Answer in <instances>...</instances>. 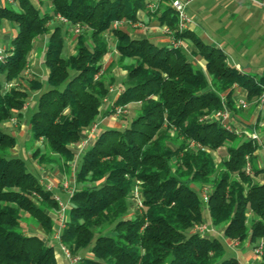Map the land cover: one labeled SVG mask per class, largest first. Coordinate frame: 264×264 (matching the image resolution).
I'll list each match as a JSON object with an SVG mask.
<instances>
[{
  "label": "trees",
  "instance_id": "16d2710c",
  "mask_svg": "<svg viewBox=\"0 0 264 264\" xmlns=\"http://www.w3.org/2000/svg\"><path fill=\"white\" fill-rule=\"evenodd\" d=\"M14 1L16 7L0 8V20L15 29L11 49L0 63L5 81L0 83V264H56L50 238L58 203L23 160L9 155L15 140L1 129L2 123L22 117L30 93L43 88L36 78L28 81V89L20 84L6 87L23 77L34 44L44 37L45 90L29 119L32 142L45 145V155L39 148L32 153L39 165L56 162L70 174L85 131L100 116H111L115 106L138 105L137 115L124 128L97 130L75 169L60 243L72 257L83 253L76 264H240L236 257L225 256L222 241L214 235L191 233L195 225L206 223L204 209L211 228H220L224 240L253 247L261 242L257 264H264L259 144L210 119L223 105L235 110L237 89L254 103L264 93V75L255 78L230 66L220 49L204 45L189 31L174 36L193 43L205 73L181 49L133 39L125 29L112 28L115 21L137 22L143 12L174 30L177 18L167 0H159L152 12L145 0ZM73 27L79 28L76 35ZM72 33L74 53L63 57ZM108 39L116 59L104 68ZM114 67L125 76L104 114ZM191 142L200 149L190 148ZM222 148L217 163L213 153ZM135 186L142 200L139 209L130 199ZM206 186L204 203L200 192ZM22 215L46 238L26 234Z\"/></svg>",
  "mask_w": 264,
  "mask_h": 264
},
{
  "label": "rangeland",
  "instance_id": "374dc122",
  "mask_svg": "<svg viewBox=\"0 0 264 264\" xmlns=\"http://www.w3.org/2000/svg\"><path fill=\"white\" fill-rule=\"evenodd\" d=\"M224 2L218 1V0H195L189 6V12H191L192 8H194L195 6H198V5H201V6L208 8L209 12L207 14V18L213 17V18H215V22L212 23L213 26H211L209 29H207V32H209V34L213 38H215L217 40V42H219L221 44V46H222L221 48H222L223 52L225 53V55L227 56V58L231 62L238 61L241 64H243L244 66H248L249 69H248V71H246V73H248L251 76H254L255 78H259L262 75H264V22L262 21V16H261L262 12H260L259 10H254L255 11L254 17L251 20H248L249 17L247 15V12L249 10H251V5L249 4V2L247 0H236L235 1V3L238 6L237 7L238 11H236V12L234 11V9L231 11L227 10L223 5ZM187 13H188V11H187ZM188 14H190V13H188ZM203 18L204 17L200 18L199 21H202ZM41 39L43 40V42L46 40L45 37L41 38ZM74 39H75V37L73 36V33H72V35H68L67 40H66V44H65V47H64V50L62 53L63 57H67L70 54L74 53V46H75ZM109 53H111L110 50L107 53L106 57L109 56ZM112 53H114V52H112ZM42 56L43 55L40 56L41 58L39 59V63H40L39 65H42V69H44L43 70L44 73H41L42 69L38 70L39 65L37 64V70L33 71L34 77L29 75V76H25L26 77L25 78L23 75L25 86L24 85H20V86L26 87V89H28L27 88L28 87V85H27L28 81H30L33 78L38 79L43 84V88L41 91H35L33 93H30L31 96H30L29 102H27L26 104H29L30 102L36 103L37 97L40 94V92L45 90L44 86H45L47 74L45 73V67L43 65ZM115 59H116L115 55L113 54V57L111 58V61H110L111 64L115 61ZM36 75L37 76L39 75V77H37ZM123 79H124V76L121 74L115 76L114 81H113V86L110 87V89H111L110 94L113 92V87H115L117 89L120 87ZM0 83L5 84L3 76H0ZM18 85H16V86H18ZM11 87H15V85H13ZM6 88L9 89V85ZM258 98H257V100H258ZM240 99H242L246 102L247 108L242 109L238 106L239 97H238V99L235 98V110H233V112H231L224 105L222 108V109H226L228 111L229 119H230V123H231L232 127L237 128V129L242 128L244 133L240 134L239 136L237 135V136L238 137H240V136L247 137L246 134L250 135L252 133H255L258 136V139H263V136H264V109L259 110L257 100L254 101V103H252V102L247 101L243 97H241ZM110 102L111 103L114 102V101L112 102V98L108 104L103 105V112H104V110H107L110 108ZM132 105H135V104H132ZM34 106L32 108H29L27 111L22 112V117L19 118V122H18V118L14 117V119H16V123H17L16 126L12 127L13 129H15L14 131H18L20 129L19 126H23V125H26L27 129L29 128V119H30V116L32 115V113L35 109ZM129 106H130V108H129ZM121 107H124L127 110V113L122 116L123 118H126V120H124L122 117L117 118L116 116H114V114H112L109 117L108 121L112 120V119H116L117 123L112 125V126H107L106 129L124 128V126H127L128 123L131 122V120L134 119L138 113V106L137 107H133V106L131 107V105H128V106H121ZM214 115H215V113L212 116H210V119L214 120ZM253 116H254V118H253ZM233 117L236 118L237 120H239V122H233L234 121ZM258 117H260V120L257 121ZM232 118H233V120H232ZM240 121L245 123V125L241 124ZM236 124H237V126H235ZM239 126H241V128ZM1 129L4 132L12 135L14 137V140H15V148L12 151H10L9 155L13 156V157L20 158L21 160H23V162L25 163L26 170L29 173H31L33 176H35L37 179H39L41 177L43 171L45 172L47 177H51L58 172L59 174H61L62 178L64 179L61 183H63L64 181H68L69 177L74 175L75 170L73 171V173L70 172V174H69V172L65 168L64 169L59 168V166L56 162H55V164L39 165L37 160L32 158V153L35 150H37L38 148L40 149L39 154L45 155V152H44L45 145H44L43 141H41V140L37 143L32 142V140L30 138V134H29V129L27 131L22 132V133L18 132L17 134H12L11 133L12 131L10 129H6L4 127V123L1 124ZM101 129H102V126H100V130ZM92 141H93V139L90 138L89 142H87L86 146H84L83 149L78 148V146L76 147V149H77L76 158L77 157L78 158L77 159L75 158L74 162L77 161V163L74 165V162H73L72 166L74 165L76 168H78L82 155L84 154V152H86V149L91 145ZM195 145L198 146V144H195ZM189 146L190 147L192 146V142L189 143ZM193 147H195L194 148L195 150L200 149L199 146L196 147L193 145ZM80 151H81V153H80ZM224 152L225 151L222 148V149L218 150L217 152L213 153V156H214L217 163L220 159V156L224 155ZM260 153L262 154V152L260 151L258 153V156L259 155L260 156H259L258 161H257V168L263 169V173H262L261 178L264 179V158L262 159ZM61 183L59 184V188L61 190H63L62 187H60ZM206 188L208 189L210 187H208V186L204 187V189H206ZM52 192H53L54 196L58 194L59 199L60 198L62 199V193L61 192H56V191H52ZM66 194L63 195V197L65 196V199H68V197H70V196L68 195V193H66ZM66 205L69 206V200H68V203H66ZM67 209H68V207H67ZM204 217H205L206 224L209 227H211L210 226V219H209L208 212L206 209H204ZM21 222H22L23 229H27L28 227H30V225L32 223L31 219L27 215H22ZM211 229H212V232H208L205 234L206 235H214V238H218L222 241V244H223V247H224V250L226 253L225 254L226 257L234 256V257L238 258V253H240L239 250H241V249H247V250H251L253 252L254 247L251 246L249 243L239 244V245H237V247L232 248L230 241L224 240L221 237V229L220 228H214V229L211 228ZM51 245L53 247L54 253L58 254L60 252L58 244L55 241H52ZM82 254H83L82 252L78 253L77 257H74V258H78ZM252 256L254 259L255 258L254 254Z\"/></svg>",
  "mask_w": 264,
  "mask_h": 264
},
{
  "label": "crops",
  "instance_id": "0c3cea01",
  "mask_svg": "<svg viewBox=\"0 0 264 264\" xmlns=\"http://www.w3.org/2000/svg\"><path fill=\"white\" fill-rule=\"evenodd\" d=\"M14 1V0H13ZM33 4H35L34 0H30ZM149 5H153L154 6V10L159 6V0H145ZM171 1L173 0H167L166 5H170ZM181 1H186V0H181ZM190 1V0H189ZM193 1L195 0H191L188 3L187 6V11L188 16L190 17L192 23L191 25L188 27V30L192 35H194L195 37H197L204 45L209 46V47H214L217 49H220L222 51V53L225 55V53L222 50V46L219 42H217V40L215 38H213L209 32H207V29H209L212 25V23L215 22V18H207V14L209 12L208 8L198 5L195 6L194 8H192L191 12H189V6L193 3ZM218 1H222L224 2L223 5L227 10H233L236 12L237 10V4L235 3L236 0H218ZM249 2V4L251 5V10H247V15H248V20H251L254 17V10H259L260 12H262V21L264 22V10L259 8L257 5H255L253 2H251L250 0H247ZM254 1H258V0H254ZM10 5L7 0H0V8L6 7ZM13 6H17V2L14 1V4H12ZM236 8V9H235ZM148 10V9H147ZM149 11V10H148ZM257 13V12H256ZM191 15V16H190ZM196 17V18H195ZM203 18L202 21H199L200 18ZM137 22H135V24L132 25H128L126 27V32L130 35V37H132L133 39H149L152 42L161 45V46H169V41L167 39V37H165L162 33H161V26H159L158 22L149 14L147 13H138L137 14ZM15 36V29L14 26H12L8 21L6 20H0V50L2 52H4V54H7L8 51H10L11 46V40L14 38ZM111 41V39H108ZM181 51L185 54L187 60L196 68L202 70L204 73L206 72L205 69V62L202 59L201 56H199L196 48L194 47L193 43L190 40H182L181 41V46L180 48ZM109 50L111 51V53H109L108 57H104L103 59V67L107 68L108 66L111 65V58L113 57V54L115 55L116 58V53L115 50L113 48V44L112 46H110ZM44 51H45V41L43 42L42 39H38L36 41V43L34 44V48L28 58V66H27V70L24 73V77L25 76H33V71L37 70V64L39 65V59L41 58V55H44ZM114 52V53H112ZM226 56V55H225ZM43 58V56H42ZM226 61L230 66L235 67L236 69H238L241 72L246 73V71H248V66H244L243 64H241L240 62L236 61V62H231L227 56H226ZM42 69V65H39L38 70ZM44 69H42L41 73H44L43 71ZM45 73L47 74V69L45 68ZM112 73L117 76V75H123L125 76V72L118 70L116 67L112 68ZM248 74V73H247ZM2 76V75H0ZM37 76V75H36ZM24 77H22L19 81H14L11 82V84H9V87L13 86V85H18L20 83V85H24ZM39 77V75L37 76ZM26 78V77H25ZM31 79V78H30ZM22 80V81H21ZM25 86V85H24ZM120 92V89L113 87V92L110 94V97L108 98V100H106L105 104H108L109 101L112 98V102L116 99V97L118 96ZM239 99L241 97L245 98V92L237 89V94H236V99ZM35 102H30L28 104V107L26 109H23V111H27L29 108H32L35 104ZM112 103L110 102V108H111ZM137 107L138 105H131V107ZM104 110V112L102 113H107L109 110ZM130 108V106H129ZM103 111V110H102ZM110 116H100V118H98V120L96 121L97 123V130L102 131V129L107 128V126H112L114 124L117 123L116 119H112L109 120ZM254 118V116H253ZM19 122V119H18ZM100 126H102V129L100 130ZM4 127L6 129H10L12 132V134H17L18 132L22 133L24 131H27V126L23 125V126H19L20 129L18 131H14L15 129H13L8 122L4 123ZM78 158V157H77ZM76 158V159H77ZM77 163L74 162V165ZM72 166V170L71 172L73 173V171L76 169L75 166ZM261 176H259L257 178L258 181L263 182L264 183V179L261 178ZM39 181H42L45 184H50V185H54L55 188L53 189V191L56 192H61L62 193V199L60 198V201H62L63 204L68 203L69 197L68 199H65V196L63 197V195H65L66 193L61 190L59 188V184L64 180L61 176V174H59L58 172L56 174H54L51 177H47L45 172H42L41 177L39 178ZM67 195V194H66ZM57 197V195H55ZM25 233L28 235H35L38 236L42 239H45L46 237L44 236L42 230L39 227H35L33 225H30V227H28L27 229H25ZM235 250V249H234ZM233 250V251H234ZM236 251V250H235ZM240 253H238V260L240 262V264H257L258 259L255 257L253 259V252L251 250H247V249H241L239 250ZM253 253V254H252ZM55 254V253H54ZM255 256V255H254ZM55 259H56V264H69L67 261H65V259L63 258L61 252H59L58 254H55Z\"/></svg>",
  "mask_w": 264,
  "mask_h": 264
},
{
  "label": "built area",
  "instance_id": "2783aa9c",
  "mask_svg": "<svg viewBox=\"0 0 264 264\" xmlns=\"http://www.w3.org/2000/svg\"><path fill=\"white\" fill-rule=\"evenodd\" d=\"M190 1L189 0H186V1L173 0L170 3V6L172 7L173 11L175 12V15L177 18L176 28L174 30H172L168 27H162L161 33L165 37H167V39L169 41V46L172 49H179L181 46V41H182L180 39H176L174 36V33H183L185 31H187L188 27L192 23L190 17L187 14V6H188V3ZM250 1L253 2L255 5H257L259 8L264 10V0H258V1L250 0ZM7 2L11 5L14 4L13 0H7ZM147 9L150 12H152V11H154V6L148 4ZM59 20L63 23H67L62 18H59ZM132 24H135V23H132V22L126 21V20L115 21L112 24V28L113 29H126V27L128 25H132ZM78 30H79L78 27L72 28V32L75 35L78 33ZM110 43H111V41L108 40L109 45H110ZM5 59H6V54H4V52H2L0 50V63H3L5 61ZM110 92H111V89H109V93ZM257 103H258L259 110H263L264 109V93H262L260 95V97L257 100ZM27 105L28 104L24 105L23 109H26L28 107ZM238 106L242 109L247 108L246 102L242 99H239ZM126 113H127V110L124 107L115 106L113 108V114L117 118H120L121 116L125 115ZM214 120L217 121L218 123H220V125L225 130H227L229 132H234L237 135L244 133L242 129H237V128L232 127V125L230 123V119H229V113L226 109H222V110L216 112L214 115ZM8 123L11 127L16 126V124H17L16 119H14V118L10 119L8 121ZM97 126L98 125L96 123V124L92 125L88 130L85 131V136L82 139L81 143L78 145V148L83 149L84 146H86L87 142H89L90 138H92V139L95 138V136L97 134ZM246 135L248 138L256 141L259 144L260 151L262 152V154L261 153L260 154L263 155L264 154L263 139H258V136L255 133H252L250 135L246 134ZM193 145L196 147L199 146V145L198 146L195 145V143L192 142V146L190 148L194 149L195 147H193ZM80 153H81V151H80ZM246 159H247V163L245 166V173L247 175H249V174H251V166H250V163L248 161V158H246ZM40 184L43 186L45 191L50 192V191H53V189L55 188L54 185L45 184L43 181H40ZM60 187H62V189L66 193H68L69 196H71L72 193L74 192V189H75V176L72 175L71 177H69V180L61 183ZM208 192H209V190L207 188L203 189L200 192V197L204 203L207 202V200H208ZM53 198L58 203L59 211H57L56 215H55L56 229L54 231V234L50 238V240H51V242L55 241L58 244L60 252H61L63 258L65 259V261H67L70 264H76L78 262V258L72 257L70 252L68 251V249L60 243V233H61V230L64 228L65 211L67 210L68 205H66V204L64 205L60 201L59 197H57V196L53 195ZM130 199L136 208L139 209L142 207V200H141V196H140V193H139L137 186H135L134 189L132 190ZM208 232H212V229L206 223L195 225L191 229V233H198L200 235H204L205 233H208ZM230 243H231L232 248L237 247V245H238L237 242H230ZM253 253L257 259H259L261 257V255H262V243L261 242L254 247Z\"/></svg>",
  "mask_w": 264,
  "mask_h": 264
}]
</instances>
